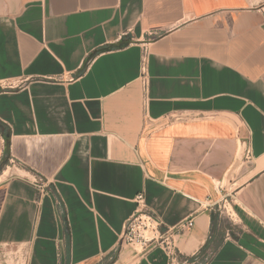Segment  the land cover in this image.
Wrapping results in <instances>:
<instances>
[{
    "label": "crops",
    "instance_id": "0c3cea01",
    "mask_svg": "<svg viewBox=\"0 0 264 264\" xmlns=\"http://www.w3.org/2000/svg\"><path fill=\"white\" fill-rule=\"evenodd\" d=\"M140 213L160 239L125 252ZM0 248L264 264V0H0Z\"/></svg>",
    "mask_w": 264,
    "mask_h": 264
},
{
    "label": "built area",
    "instance_id": "2783aa9c",
    "mask_svg": "<svg viewBox=\"0 0 264 264\" xmlns=\"http://www.w3.org/2000/svg\"><path fill=\"white\" fill-rule=\"evenodd\" d=\"M149 49L145 48L143 50L142 53V61H141V77H140V81L142 84V89H143V102L144 105H147V94H148V90H149V85H150V74H149ZM35 185L38 186V188H40V190L45 189V183L43 182L42 179H37L35 181ZM137 202L139 205H141L144 202V195H139L137 197ZM134 219L135 222H139V228L145 229L146 231L151 230V232L153 233V237L150 239H145L144 236H142L141 234L136 235L135 234V226L131 223L130 226L129 223L132 222V220ZM127 225V232H126V236L128 235V229H130L129 234L132 236L131 241L134 239V241L136 242H140L143 245H148L150 243L156 242L158 241L159 238V230H158V225L154 224V221L151 217L147 216L144 213H140L137 217L133 218ZM133 221V223H134ZM194 226V222L193 221H189L188 223H186L185 225L182 226L183 231H187L189 229H191ZM126 238V237H125ZM163 244H165V247L168 251V253L171 256H176L175 252H174V248L172 245V239L171 237H166L164 239H162Z\"/></svg>",
    "mask_w": 264,
    "mask_h": 264
},
{
    "label": "rangeland",
    "instance_id": "374dc122",
    "mask_svg": "<svg viewBox=\"0 0 264 264\" xmlns=\"http://www.w3.org/2000/svg\"><path fill=\"white\" fill-rule=\"evenodd\" d=\"M221 211L224 213L223 214V220H222V226L224 227H228L231 223H233V221H231V215H232V208L228 205L226 206V208L221 209ZM220 215V213H218ZM234 214V213H233ZM230 219V220H229ZM233 219V217H232ZM134 219L132 220V222L129 223L128 226L131 225V223L135 226V234L139 235L141 234L142 236H144L145 239H150L153 237V233L151 232V230L146 231L145 229L139 228V222H135L133 223ZM237 231H240V229L238 228V226H236ZM127 232V229H126ZM130 229H128V235L126 236L124 242H123V248L125 250V252H129L130 250H133L134 248H138V245L140 247H142V245H140V242H136L134 241V239L131 241L132 236L129 234ZM149 232V233H148ZM16 251L12 250V249H3L0 248V264H24L23 259L20 257H18L19 255L15 253ZM22 260V261H21Z\"/></svg>",
    "mask_w": 264,
    "mask_h": 264
},
{
    "label": "bare ground",
    "instance_id": "6f19581e",
    "mask_svg": "<svg viewBox=\"0 0 264 264\" xmlns=\"http://www.w3.org/2000/svg\"><path fill=\"white\" fill-rule=\"evenodd\" d=\"M148 233H149V232H148ZM135 250L138 251V252H140V251L142 250V247H140V246L138 245V248H137V246H136Z\"/></svg>",
    "mask_w": 264,
    "mask_h": 264
}]
</instances>
